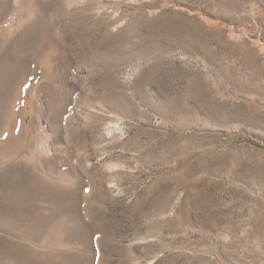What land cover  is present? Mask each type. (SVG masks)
<instances>
[{
    "label": "rangeland",
    "instance_id": "1",
    "mask_svg": "<svg viewBox=\"0 0 264 264\" xmlns=\"http://www.w3.org/2000/svg\"><path fill=\"white\" fill-rule=\"evenodd\" d=\"M0 264H264V0H0Z\"/></svg>",
    "mask_w": 264,
    "mask_h": 264
},
{
    "label": "bare ground",
    "instance_id": "2",
    "mask_svg": "<svg viewBox=\"0 0 264 264\" xmlns=\"http://www.w3.org/2000/svg\"><path fill=\"white\" fill-rule=\"evenodd\" d=\"M103 1L109 2V1H112V0H103ZM121 1H126V0H121ZM83 2H87V0H69L70 4H77V3H83Z\"/></svg>",
    "mask_w": 264,
    "mask_h": 264
}]
</instances>
